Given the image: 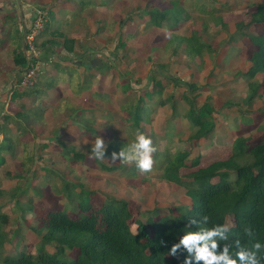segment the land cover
Listing matches in <instances>:
<instances>
[{
  "label": "trees",
  "instance_id": "16d2710c",
  "mask_svg": "<svg viewBox=\"0 0 264 264\" xmlns=\"http://www.w3.org/2000/svg\"><path fill=\"white\" fill-rule=\"evenodd\" d=\"M81 3L83 4L82 1ZM169 3L170 6L163 10L152 8L147 11L149 14L147 28L170 29L188 21L196 23L199 21L197 19H201L205 14L209 17L213 14V10L217 11L214 8L211 11L206 10L207 6H212L207 0H169ZM227 6L228 4H223V7ZM195 7L198 13L190 10ZM48 13L50 14V11ZM260 24L264 25V0L257 4L256 11L249 22H238L232 25L234 27L232 32L238 33L237 38L230 36L225 41L226 58L237 53L236 47L231 43H236L241 38H247L256 46L249 58L245 60L246 70L237 71V77L233 78L234 80L243 79L246 82L244 98L241 99L246 105H249L264 87V29L256 32L250 28L252 25ZM9 25V34L0 38L2 55L6 53L0 60L6 65L12 63L14 66L9 73V83H13L10 90H13L16 87L20 88L19 83L28 66V60L21 31L17 29L16 23L10 22ZM223 25L226 26L225 31H227L228 26L225 23ZM49 29L50 27L45 25L36 40L37 47L46 52H52L53 43H56L53 39H42L41 36H44V32H48ZM66 33L65 31L62 38L66 37ZM65 41L66 38L61 41L57 40L63 44ZM181 45L189 62L195 61L198 57L202 58L206 53L214 58L210 45L205 43L196 31H192L189 36L172 33L167 42L163 44V51L173 55ZM65 48L70 49V47ZM69 70L74 72V69L70 67ZM156 74L169 78L176 87L185 85L189 91L196 94L200 89L196 83L183 82L166 74ZM60 75L62 76V72L56 69L49 75L42 73L37 77L33 87L24 88L18 92V98L21 101L25 98H32L30 106L19 103V108L12 114H2L0 109V182L9 178L14 179V183L22 180L23 175L19 170L24 174L28 172L33 174L34 166H39L42 162L46 164L42 151L49 148L54 150V144L50 145L49 141L55 137V132L50 138L41 137L37 141L35 135V139L29 141H25L23 137L33 130L36 133L38 128L40 132L37 134H43L42 129L46 126L45 110L61 113L63 109L67 112L71 108L70 104L74 98L58 96L61 94L57 83ZM152 78H149L152 81L151 91L146 90L144 94L146 98L143 97L144 95L136 97L137 91L131 93V88L127 84L121 87L117 109L126 115L125 139H116L106 133L112 126L111 122L115 113L105 107V101L110 100L109 96L95 89L99 84L93 87V84L89 82L84 87L80 86V88L89 90L90 96L86 98L85 103L90 104L89 100L92 98L96 105L95 103L92 107L86 105L72 117L73 123L77 124L75 128L81 132V135L78 134L82 137L80 141L76 139L77 137L74 140L64 138L55 140V144L60 148L61 157L66 160L67 169L69 163L81 164L90 154L91 143L84 142L83 137L85 136L82 133L87 134L91 142L100 136L108 144L106 158L103 161L95 159L93 161L94 166L105 172L119 171L123 168L122 163L110 166L104 161L111 157L113 151L119 152L126 148L135 139L137 132L149 135L155 147L157 136L170 135L167 130L157 133V136L154 135L156 131L149 129L148 132L147 130L150 124V111L152 112L153 109V99L157 97V105L161 107L166 106L172 100L171 96H164L161 81ZM208 87L212 88V86ZM49 91H53L55 97H44ZM196 94L193 98L187 94L183 97L188 105L181 117L180 129L176 135L182 137L184 143L207 140L213 137L214 133V102L208 95L201 105H197ZM59 100H61L60 103ZM258 111L262 114L259 129L263 131V134L260 140L249 143L248 137L236 136L232 143V153L227 159L211 162L205 167L189 172L186 175L189 180H185L179 171L187 166V160H190V166H198L200 156L189 159L190 155L186 150L171 151L167 147L157 150L154 153L153 169L161 171V180L184 188L188 203L177 207L178 214L176 215L168 213L154 221L153 215L149 214L146 221L140 218L134 220L135 230H132L129 223L133 215L127 200L107 196L103 202L98 203L95 201L96 190L83 187V183L66 179L62 171H57L54 166H51L52 162H48L50 166H41L42 173L40 172L37 176L33 175L36 176L33 181L48 182L50 178H56L58 182L52 184L53 191L55 195L64 199L65 204L61 209H45L40 216L37 215L36 223L28 227L33 236L36 232L39 237L34 245V252H30L24 247L17 250L22 236L18 229L8 233L7 227L11 224V219L9 214L3 211L4 203L1 204L0 200V264H184L186 252L181 251L176 257H172L168 255V251L172 244L178 242L184 232L197 230L196 226H187L190 219L195 218L202 221L204 216L209 217V223L204 225L206 227L223 224L230 220L233 226L229 235L232 239H240L242 244L249 242V238L244 234V228L251 227L256 234L255 239L264 244V109ZM174 115L178 117L177 114ZM242 121L249 124L251 118L241 119L240 116V122ZM167 124L168 129L174 127L172 119H168ZM182 126L186 127L188 132H183L181 135ZM38 141L40 143L35 145L34 143ZM130 168L124 171H131L132 177L130 178H133L138 169L135 165ZM143 178L148 179L145 176ZM34 190L35 188L32 189L35 194L36 190ZM29 191L27 186L23 189H19V186L9 190L0 189V199L5 195L9 196L10 200L14 199L13 211H19L20 218L25 220L24 212L32 208V199L28 196ZM24 195L27 198L25 202L19 198ZM71 213L75 216L71 217ZM148 227H151L152 231ZM6 245L11 248L10 253L6 252ZM49 247L52 251L48 249ZM74 249L77 250L75 257L68 258L67 251ZM261 255L264 257V251ZM261 264H264V259L261 260Z\"/></svg>",
  "mask_w": 264,
  "mask_h": 264
},
{
  "label": "rangeland",
  "instance_id": "374dc122",
  "mask_svg": "<svg viewBox=\"0 0 264 264\" xmlns=\"http://www.w3.org/2000/svg\"><path fill=\"white\" fill-rule=\"evenodd\" d=\"M62 1L70 9H78V2L74 5L71 2ZM89 1H91V4L87 3L86 5L87 10L84 12L85 15L83 13L82 22L78 23V31L75 33L67 32L66 37H61V39L66 38L62 47L53 43L54 51L49 53H52L53 60L48 66H42V72L40 73H47L50 67L63 73L57 81L61 93L58 96L74 98V101L71 104L69 103L71 108L67 112L66 109H63L61 113H52L51 110H45L46 126L42 129L43 134H37L40 132L38 128L36 133L33 130V132H28L23 137L25 141H29L35 139L36 136L37 141L41 137L50 138L55 132V137L49 141L50 145L54 144V150L49 148L42 151L46 164L42 162L39 166H34L35 172L33 174L32 172L24 174L19 170L23 175L22 180L14 183L15 180L9 178L0 182V189L3 190L13 189L17 186H19V189H23L26 186L30 189L28 196L32 199V208L24 212L25 220L20 218L21 213L19 211H13L14 199L10 200L7 195L0 199L2 201L1 204L4 203L3 211L9 214L11 219V224L7 227L8 233L10 234L12 230L18 229L22 236L17 250L24 247L26 251L34 252V245L39 237L36 232H34L35 236H33L28 227L36 223L37 215L40 216L45 209H61L65 204L64 199L59 195H55L53 191L52 184L58 182L56 178H50L48 182L44 180L33 181V178L40 174L41 166H50L48 162H52L51 166H54L57 171H62L66 179L83 183V187L96 190L95 201L98 203L103 202L107 196L127 200L133 215L129 222L132 230L136 228L134 220L140 218L142 221H146L147 217L150 216L149 214L153 215L154 221L168 213L176 215L178 214L177 207L185 206L188 203L185 189L161 180V171L158 169H153L152 173L146 175L137 171L133 178H130L132 177V172L124 170L129 167L132 168V165L123 164V168L119 171L105 172L93 165L94 159H90V154L88 153L83 163H69L67 165L68 169L65 167L66 160L61 157L60 148L55 144V140L57 138L74 140L77 137L76 139L80 141L82 139L80 137L81 132L75 128L77 124L73 123L72 117L76 113L78 114L86 105L92 107V104L95 103L92 98L89 100L90 104L85 103L86 98L90 96L89 90L80 88V86L84 87L89 82L93 84V87L99 84L95 89L98 92H105L109 96L110 100L105 101V107L115 113V117L111 122L112 126L108 130L110 133H106L116 139H125L126 115L117 109L118 99L121 96V87L124 84L129 85L131 93L137 91V97L138 95H144L146 90L151 91L150 84L152 81L149 80L150 77L160 80L164 96H171L172 100L166 106L161 107L157 105L158 98L155 97L153 99V109L152 112L150 111V124L147 130L148 132L149 129L156 131L154 134L156 136L158 135L157 133H162L165 130L170 132L168 136H157V150H161L164 147L171 151L186 150L190 155L189 159L200 156L198 166H190V160H187V166L180 169L179 173L185 180H189V177L186 176L189 172L205 167L211 162L227 159L232 153V143L236 136L248 137V142L253 143L258 142L263 134V131L259 129V125L262 122V114L258 110L264 109V87L260 90L259 95L255 96L249 105H246L241 100L244 98L246 82L239 78L237 80L233 79L237 77V71L246 70L247 63L245 60L249 58L256 46L247 38H241L236 43H231L232 46L236 47V54L226 58L224 51L225 41L230 36L237 38L238 33L232 32L234 30L232 25L238 22H249L252 14L256 11L257 4L262 0H207L212 6H207L206 10L217 9V11H212L213 14L211 16L207 17L205 14V17L202 16L201 19H197L199 21L196 23L188 21L183 25L180 24L170 29L162 27L147 28L149 19L147 11L152 8L160 10L168 8L170 6L169 0ZM31 2H34V0H31ZM9 3L8 7L11 4ZM223 4H228V6L223 7ZM39 7L45 6L29 5L27 9L28 15L25 17L26 20L18 21L22 38L30 24L31 15ZM45 8L48 10L47 7ZM63 8L65 9V6ZM63 8L61 7L60 9ZM3 9L5 14L14 13L16 10L15 8L7 10L5 5ZM3 9L0 6L1 13H4ZM190 10L199 12L197 7ZM3 22L0 24L1 26ZM222 23L228 26L227 31H225L226 26ZM8 25L9 23L7 22L5 27ZM19 25H17V29ZM250 28L253 31L260 32L262 28L264 29V25H252ZM192 31H196L197 35L210 45L214 58L206 53L202 58L198 57L195 61L189 62V59L182 51V45L178 47L173 55L170 52L165 53L163 51V44L167 42L172 33L189 36ZM65 47H70V49L68 48L69 50H67ZM84 51L87 52L83 56L87 68L80 67L77 62L79 59L77 55ZM46 53L45 50L44 52L41 49L39 50V57L42 61L43 58H50V56L47 57ZM63 62L66 64H63ZM2 65L6 64L3 63L0 66V109L2 114H12L13 111L19 108V103H25L30 106L32 98H25L21 101L18 98V92L23 89L15 86L16 88L10 90L13 83H9V73L14 66L8 64V66L2 67ZM198 65L200 66L197 67ZM69 67L74 69V72H70ZM156 73L166 74L183 82L196 83L200 87L199 92L197 91V94L191 92L185 85L176 87L169 78ZM208 86H212V88ZM184 94L191 98L195 97L196 94L197 105H201L205 101L206 96L209 95L211 97L215 107L213 137L200 142L191 141L184 143L182 142V137L176 135L178 129H180L181 117L186 112L188 105L183 99ZM47 96L53 98L55 93L49 91L44 97ZM143 97L146 98L145 95ZM60 102L61 100H59ZM232 103L234 104L231 105ZM174 114H177L178 117ZM240 116L241 119L250 117L251 122L249 124L243 121L240 122ZM168 119H172L174 125L170 129L167 127ZM101 120L104 122L103 118ZM182 129L181 135L183 132H188L186 127L182 126ZM82 135L85 136L83 137L85 143H91V139L87 134L82 133ZM36 143H40V141L34 144L36 145ZM106 161L104 162L110 166H117L120 163L119 160L112 162L111 157L106 159ZM143 176L148 177V179L145 180ZM34 188L36 190L35 194L32 191ZM19 198L24 200V202L27 201L25 195ZM70 216L74 217L75 215L71 213ZM148 228L152 231L151 227ZM5 247L6 252L10 253L11 248H8L7 245ZM48 249L52 251L51 247ZM76 253V249L67 251L66 256L72 259Z\"/></svg>",
  "mask_w": 264,
  "mask_h": 264
},
{
  "label": "clouds",
  "instance_id": "9594fccd",
  "mask_svg": "<svg viewBox=\"0 0 264 264\" xmlns=\"http://www.w3.org/2000/svg\"><path fill=\"white\" fill-rule=\"evenodd\" d=\"M107 147L105 140L97 136L91 142L89 158L103 161ZM156 151L152 138L137 132L135 139L126 148L112 152L111 161L119 160L124 165H135L141 174H149L153 172ZM208 223V216H204L202 221L190 219L187 226H196L197 230L184 232L178 242L172 244L168 255L176 257L179 252H186L184 264H261L264 244L255 239L256 234L251 227L244 228L249 242L242 244L240 239H232L229 235L233 226L231 221L214 224L212 227L204 226Z\"/></svg>",
  "mask_w": 264,
  "mask_h": 264
},
{
  "label": "crops",
  "instance_id": "0c3cea01",
  "mask_svg": "<svg viewBox=\"0 0 264 264\" xmlns=\"http://www.w3.org/2000/svg\"><path fill=\"white\" fill-rule=\"evenodd\" d=\"M64 1L65 2L66 1L71 2L74 5L76 2H78V9H76V10L70 9V7L66 3H64L62 0H34V2H31V0H0V6L2 9H3L4 5H5V7H7V10H11L12 8L16 9L14 11V13H6L5 14L4 9H3L4 13L0 12V24H2V21H4L3 25L2 26L0 25L1 28L3 27L2 30L0 28V38H3L4 36L8 35L10 32V25L5 27V24L7 22L8 23H10V22L16 23V25H19L18 21H20L22 19H23V21L26 20L25 17L28 15L27 9H28L29 5L45 6L50 11L49 20L46 23V26L48 25V28L50 27V29L48 30V32H44V34H43L44 36H42V39L49 38V39L56 40V43H54V44L56 46L62 47L63 43L57 42V40L61 41V37L63 34H65V31L68 33H73V32L75 33L78 31V23L82 22L81 21L83 19L82 16L85 15L84 12H86L85 10H87L86 5H87V3L91 4V1H89V0H81L83 2V4L81 3V1H78V0H64ZM86 1H87V3H86ZM8 3L10 4L9 7L7 6ZM28 3H33V4H28ZM63 6H65V9L63 8ZM61 7L63 9H60ZM83 13H84V15H83ZM2 18H4V19H2ZM18 30H19V32L21 31L20 25L18 27ZM53 30H56L57 32L54 33ZM20 33L22 35V32H20ZM53 51H54V49H53ZM43 52H44V50H43ZM70 52H72V51H70ZM49 53L50 52L47 51L46 55H47V57L50 56V58L45 59L47 66L53 60L52 53L51 54H49ZM86 53L87 52L84 51L82 53L80 52L77 55L79 57L77 62L79 63V65H82L81 67H84V68L86 67V65H85L83 56ZM2 54H3V50H0V58H2V56H5L6 53L4 55H2ZM0 62H1V60H0ZM65 62H63V64H66ZM1 64H3V63H0V66H1ZM4 66H6V65H4ZM4 66L2 65V67H4ZM52 69H53V67H50L48 69L47 73H45V74L49 75V74L53 73L54 69L53 70ZM58 90H59V85H58Z\"/></svg>",
  "mask_w": 264,
  "mask_h": 264
},
{
  "label": "built area",
  "instance_id": "2783aa9c",
  "mask_svg": "<svg viewBox=\"0 0 264 264\" xmlns=\"http://www.w3.org/2000/svg\"><path fill=\"white\" fill-rule=\"evenodd\" d=\"M49 20V13L45 7L36 8L31 15L30 24L23 35L24 49L28 60V66L23 72L20 80V88H31L34 86L37 77L42 72V66L47 65L39 57V48L36 45V39L44 29Z\"/></svg>",
  "mask_w": 264,
  "mask_h": 264
}]
</instances>
